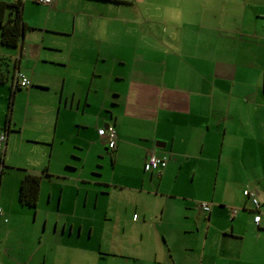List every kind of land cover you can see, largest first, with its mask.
Returning a JSON list of instances; mask_svg holds the SVG:
<instances>
[{"label":"crops","instance_id":"obj_1","mask_svg":"<svg viewBox=\"0 0 264 264\" xmlns=\"http://www.w3.org/2000/svg\"><path fill=\"white\" fill-rule=\"evenodd\" d=\"M22 18L18 47L0 30V264H264L244 195L264 212V3L25 0Z\"/></svg>","mask_w":264,"mask_h":264},{"label":"trees","instance_id":"obj_2","mask_svg":"<svg viewBox=\"0 0 264 264\" xmlns=\"http://www.w3.org/2000/svg\"><path fill=\"white\" fill-rule=\"evenodd\" d=\"M22 7L23 1L16 2L14 0H0V30L1 42L3 45L16 48L22 43L24 32L28 28L27 24L22 18ZM12 81L14 85L13 87L22 88L17 85L15 76L12 78ZM2 132L6 134L7 142V131L4 130L0 133ZM40 186V175L32 173L26 174L20 187V201L23 204L35 206L39 197Z\"/></svg>","mask_w":264,"mask_h":264},{"label":"built area","instance_id":"obj_3","mask_svg":"<svg viewBox=\"0 0 264 264\" xmlns=\"http://www.w3.org/2000/svg\"><path fill=\"white\" fill-rule=\"evenodd\" d=\"M14 1H25V0H14ZM40 4L50 5L53 3V0H35ZM16 83L22 88H27L31 85V80L29 77L21 72L17 71L16 75ZM105 136L107 139L108 147L111 150H115L117 147V132L114 126L110 125L105 130ZM6 144V134L0 133V152L3 151L4 145ZM168 162V158L165 156H157L153 153L149 154L144 165V169L147 172H157L160 173L163 169L166 168ZM244 195L248 198L251 204L252 212H253V222L258 227H264V212L261 210V203L257 197V194L249 189L244 190ZM210 202H200L198 206L206 213H209L211 210ZM235 211V209H234ZM4 216V212L0 207V217Z\"/></svg>","mask_w":264,"mask_h":264},{"label":"rangeland","instance_id":"obj_4","mask_svg":"<svg viewBox=\"0 0 264 264\" xmlns=\"http://www.w3.org/2000/svg\"><path fill=\"white\" fill-rule=\"evenodd\" d=\"M246 1H248V2H251V0H246ZM254 1H257L259 4H261V5H263V1H261V0H254ZM246 8V7H245ZM245 8H244V10H245ZM213 14H214V11L212 10V12H211V15L213 16ZM212 25L213 24H220V21L218 20V19H213V20H208ZM204 22H206V20H204ZM227 24V23H226ZM136 216V218H137V215H135ZM252 220H253V215H252ZM105 249L107 248L106 246L104 247ZM102 264H112V263H114L113 262V260H107V262H101ZM117 264H120V263H117Z\"/></svg>","mask_w":264,"mask_h":264}]
</instances>
